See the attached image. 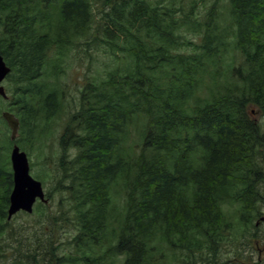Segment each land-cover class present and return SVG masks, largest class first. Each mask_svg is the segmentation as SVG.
Masks as SVG:
<instances>
[{
	"label": "trees",
	"instance_id": "trees-1",
	"mask_svg": "<svg viewBox=\"0 0 264 264\" xmlns=\"http://www.w3.org/2000/svg\"><path fill=\"white\" fill-rule=\"evenodd\" d=\"M98 1L106 6L99 20L96 0H0V53L11 67L0 141L29 154L53 133L60 148L46 193L59 195L60 209L38 201L35 224L21 211L42 228L8 219L14 179L0 154V264H221V250L241 257L249 245L252 253L254 238H264V122L248 110L264 114V0L217 1L195 53L177 50L194 44L195 3L186 13L177 0ZM219 3L231 42L217 31ZM88 31L84 43L109 66L74 96L61 76ZM219 44L245 60L233 66L232 86L201 95L205 75H217L206 61ZM4 110L19 118L15 140ZM68 218L74 228L62 227Z\"/></svg>",
	"mask_w": 264,
	"mask_h": 264
},
{
	"label": "rangeland",
	"instance_id": "rangeland-1",
	"mask_svg": "<svg viewBox=\"0 0 264 264\" xmlns=\"http://www.w3.org/2000/svg\"><path fill=\"white\" fill-rule=\"evenodd\" d=\"M219 1V0H177L176 6L179 7L183 12L189 13L191 10L192 4L195 3L196 5V11L198 15L195 16L194 22L195 26L193 28L192 33L189 32L190 36L192 39L196 42L193 41L195 44L191 45H183V46H178L177 50L179 51H184V49L191 51L192 53H195L198 51V44L201 43V30L204 27H207L206 20L205 19V14L207 13V10L214 6V4ZM229 0H223L224 4H227ZM221 3L218 5V10H217V15L221 16L219 18V29L217 30L219 33L226 34V36H223V43L225 42H231L233 38L232 34V29L233 27L230 25L229 20L225 19L224 16H227V12L224 13L225 9L221 8ZM95 7V12H96V19L99 20L101 16L103 15V11L106 9L104 6L101 8V5L98 0H96V3L94 4ZM39 8H42V6H39ZM37 8V9H39ZM51 9V8H50ZM180 11L179 13H181ZM217 16V18L219 17ZM86 40L91 41V33L88 31L86 34L81 35L77 40L75 41L73 48L69 54V62L67 64V69H66V74L61 76V81L63 82V86L67 84L66 87V93H69L71 95H78L79 94V89L81 88V84L85 77L90 76V75H95L98 71H103L108 68V57L107 54L104 53H99L95 47V45H87V43H84ZM183 40V39H182ZM191 40V39H189ZM188 40V41H189ZM92 43V42H91ZM218 53L217 56L214 58L208 59L207 66L210 67L209 69L213 71H217L216 77L211 76L210 74H206L203 82V86L201 87L200 94H207L210 90V88H214L216 92H224L228 86H232L235 81L231 77V70L233 66H238L239 64L244 62V55L241 51L235 50L232 48H228V45L226 47L219 46L217 47ZM90 56L94 58V61L91 60ZM95 64L96 67H95ZM3 85L5 87L8 86V80L5 79L3 81ZM69 96L66 98V106L69 108V104L71 103V100H68ZM249 110V116L251 119L255 120L257 124H262L264 122V114L261 110H257L256 107L253 105H249L248 107ZM64 118V115L62 119ZM62 119L60 122H62ZM0 127L4 129V124H0ZM61 128L60 124H53L51 127L52 132H56ZM264 130V128H263ZM8 137L10 138L11 135V130L7 132ZM19 134V132H18ZM46 142L43 144L41 149H38L37 146L35 145L30 153L28 154L27 150H25L29 156L30 163L31 165V174L34 177L44 176V182L43 185L45 187L46 193L48 190H52L53 186L55 185V181L51 178L50 174L54 173L55 168H56V163L58 164V154H59V143H58V138L56 134H49L46 138ZM0 154L3 155L4 157H10V152L12 148H8V145H6L4 142L0 141ZM49 154L50 158L45 161L44 156ZM9 163L11 162L9 158ZM48 162V164H47ZM11 164V163H10ZM11 166V165H10ZM47 197V195H46ZM48 198V197H47ZM48 202L45 203L47 206L49 205L48 209L50 210L51 208L58 210L60 208H57L58 200H59V195H55V200H49ZM235 208L232 207L231 209L233 210ZM35 209V208H34ZM262 211H263V216H264V205L262 206ZM33 215L34 221L33 224H35V221L38 219V213L33 212L31 213ZM32 218V219H33ZM30 218L24 214L23 212H18L15 215L12 216L11 219L13 225L16 228H19V226L23 223L26 224L25 222L29 221ZM62 220V227L63 228H74V225L71 221L70 218L68 220L66 219H61ZM27 225V224H26ZM28 226V225H27ZM29 227V226H28ZM29 228H42L39 227V225H32ZM53 228H59L58 224L53 225ZM245 228V227H244ZM258 228H264V223H261ZM263 232V233H262ZM261 234H264V230L262 229ZM227 250H230V247L226 248ZM211 253H209L210 255ZM226 255V251H225ZM203 256H208V255H203ZM209 258H211L209 256ZM207 259V258H205ZM216 262H219L221 264H244V262H251V261H244L242 259H234L231 255L228 257L224 256L223 250H221V254L218 256L216 255L215 257ZM255 260H257V255L254 257ZM176 264H185L178 259L175 261ZM252 263V262H251ZM249 263V264H251ZM116 264H120V262L117 260ZM197 264H207L205 262L197 263ZM211 264V263H209ZM215 264V263H212Z\"/></svg>",
	"mask_w": 264,
	"mask_h": 264
},
{
	"label": "water",
	"instance_id": "water-1",
	"mask_svg": "<svg viewBox=\"0 0 264 264\" xmlns=\"http://www.w3.org/2000/svg\"><path fill=\"white\" fill-rule=\"evenodd\" d=\"M10 72L11 67L0 53V95L3 98H7L8 95L2 82ZM2 116L11 129V139L15 140L20 128L19 118L8 110H4ZM10 160L14 185L9 197L8 219H11L19 211L32 213L37 201L48 202L43 183L30 172V160L26 151L22 150L18 144H14L10 152ZM262 220H264V217H262Z\"/></svg>",
	"mask_w": 264,
	"mask_h": 264
},
{
	"label": "flooded vegetation",
	"instance_id": "flooded-vegetation-1",
	"mask_svg": "<svg viewBox=\"0 0 264 264\" xmlns=\"http://www.w3.org/2000/svg\"><path fill=\"white\" fill-rule=\"evenodd\" d=\"M258 235L261 234V231L257 232ZM255 241V245L253 246V252L249 253V245L247 246V248L244 249L243 254L241 255V257H237V256H233L232 253L230 252V255L234 258V259H241L242 257H247L249 259H242L244 261H251V262H244V264H264V238L260 239L259 237L254 238ZM257 255V260L254 259V257H256Z\"/></svg>",
	"mask_w": 264,
	"mask_h": 264
},
{
	"label": "bare ground",
	"instance_id": "bare-ground-1",
	"mask_svg": "<svg viewBox=\"0 0 264 264\" xmlns=\"http://www.w3.org/2000/svg\"><path fill=\"white\" fill-rule=\"evenodd\" d=\"M8 64V63H7Z\"/></svg>",
	"mask_w": 264,
	"mask_h": 264
}]
</instances>
